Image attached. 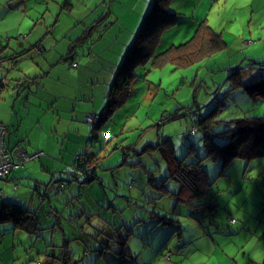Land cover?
Here are the masks:
<instances>
[{
    "label": "rangeland",
    "instance_id": "obj_1",
    "mask_svg": "<svg viewBox=\"0 0 264 264\" xmlns=\"http://www.w3.org/2000/svg\"><path fill=\"white\" fill-rule=\"evenodd\" d=\"M36 1L29 0L28 12ZM57 1L60 2L38 1L37 13L32 12L26 17L28 22H22V31L14 27V21L1 16L0 42L4 44L11 40V45L27 43L34 33L53 26L57 30L67 22L62 16L61 21L54 23L64 0ZM100 1L103 0H86L89 22L98 17V6L107 10L111 4V0ZM150 1L152 3V0H115L113 9L121 13V24L130 30L141 23ZM163 7L176 12L177 18L157 29L158 23L150 21L143 30V42L140 47L136 43V55L131 59L135 75L128 88V98L99 129H94V124L87 120L82 121L86 126V151H97L102 147L101 153L106 155L102 159L103 165L118 164L113 168L98 167L99 176L91 182L82 185L74 181L69 183L67 180H71L72 175L64 170L78 151L73 136L67 139L62 155L54 159L57 166L51 162V168L46 169L36 156L25 162L24 175L18 179V186L16 181L0 179V194L12 195L23 205H29L37 220V225L28 229L16 226L14 216L0 221V264H63L66 254L71 259L65 264H113L104 262L98 250L101 239L97 237L105 228L108 235L112 234L111 229L108 230L109 224L98 212L109 220H117L109 214L112 209L109 203L119 204L116 212L120 221L116 224L124 223L123 232L127 228L131 230L125 245L129 254L122 256L130 257L131 264L263 263L264 155L251 159L234 157L221 173V157L204 156L203 130L199 128L192 133L191 125L216 106L213 114L216 120L212 125L216 132L223 130L224 120L231 117L244 113L264 116V96H250L241 85L230 88L234 80L230 78L232 73L246 82L264 76V0H169ZM110 17L104 18L103 26H109ZM200 20L221 35L225 45L187 65L164 59L161 63L152 62L158 52L188 40ZM116 28L113 26L98 40V34L93 36L92 32L90 39L82 45L86 57L91 58L92 68L99 71L95 89L104 85L102 76H106L108 82L112 80L111 72L102 66L103 57L108 55L113 57L112 60L118 59L119 53L125 50L124 43L129 41L130 44L138 32L126 39L124 29L121 32ZM26 33L28 37H21ZM152 33L157 35L151 37ZM120 47L122 50L118 52ZM186 50L185 46L181 48V51ZM4 54L6 52L0 50V56ZM84 54H79L78 58L84 60ZM120 57L123 62L125 52ZM4 97L8 98L6 93L0 95V100ZM104 101L105 97L99 107ZM19 102H16L17 109L20 108ZM9 107L12 108L11 104ZM165 137L171 139L178 157L193 146L186 161L202 159L201 164L207 172L205 192L192 197L189 203L176 201L172 194L160 195L163 190L154 186L163 183L173 192H177L180 186L177 179L167 177L168 171L158 148L136 153L128 147L135 143V150L139 151L145 144ZM214 138L221 143L225 136L214 133ZM45 140L36 136L33 139L34 143L44 144ZM116 145L118 147L112 150ZM123 148L127 154H123ZM33 151L29 150V153ZM44 152L46 156L51 154ZM123 159L126 161L122 162ZM56 167L61 171L51 174ZM125 174L132 179L131 200L114 196L116 189L123 190L125 178L122 180V177ZM59 177L64 183L62 193L51 187L52 181ZM34 189L45 195L40 199L33 195L29 201L28 196ZM78 189L82 190L81 194L78 198L73 197L71 191L75 194ZM159 215L171 219L156 224ZM138 218L145 223L139 224Z\"/></svg>",
    "mask_w": 264,
    "mask_h": 264
},
{
    "label": "crops",
    "instance_id": "obj_2",
    "mask_svg": "<svg viewBox=\"0 0 264 264\" xmlns=\"http://www.w3.org/2000/svg\"><path fill=\"white\" fill-rule=\"evenodd\" d=\"M38 1L40 0H37L32 5L31 12H28L29 0H0L2 7L0 8L2 11L0 17L3 16L9 21H14V27L21 30V28L23 29L22 22H28L26 17L30 16L32 12L37 13ZM44 1L48 3L51 1L60 2L57 0ZM104 2L106 3V0L99 3ZM110 3L107 10L103 6H98L96 10L99 11L98 17L89 22V12L85 10L86 4L89 3H86V0H77L76 3L74 0H64L56 14L54 23L61 21L62 16L66 18L67 22L57 30L53 26L42 30L41 33H34L27 43L17 42L16 45H11V40L4 44L0 42V46L2 45L0 50L6 52L5 56H0V80H2L0 95L6 93L8 97L0 100V123L8 127L6 142L9 145H14L19 140L22 141L28 152L32 149L33 152H40L38 158L41 159L46 169L51 168V162L53 164L62 155L61 150L66 146L67 139L73 136L77 142L75 147L78 148L73 157L82 150L86 151V126L82 121H86L87 114L97 113L104 108L106 94L114 78L115 70L121 62L119 58H122L121 54H124L129 46V41H126L123 53L120 47L118 52L121 53L118 54V59L116 57L112 60L113 57L108 55L103 57L102 66L106 67L109 73L111 72L112 80L108 82L106 81L108 78L102 76L104 85L95 89V84H98L99 81V71L92 68L91 58H87L84 54L85 48L82 47L84 41L90 39L92 32L93 36L95 33L98 34L96 40L103 38L113 26H117L116 30L119 29L121 32L124 29L127 33L126 39L131 37L139 30L151 5L150 1L145 8L141 23H137L135 28L129 30L121 24V13L115 12L116 10L113 9L115 0H111ZM107 17H110L111 20L109 26L105 27L101 22ZM98 19L102 21L97 23ZM93 23L96 24L92 25ZM130 27L133 26L130 25ZM118 35H115V39H118ZM21 37H28V33ZM21 37L19 36V38ZM48 37L52 38L48 40L46 39ZM121 43L123 46V41ZM80 46L81 48H79ZM20 52L23 53L19 54ZM79 54H84L85 59L78 58ZM88 55L90 56V54ZM78 60L84 63L80 64ZM5 62H7L6 66H3ZM71 62L77 63L75 69L70 67ZM103 97H105V101L99 107ZM17 101H20L19 109L16 108ZM10 104L12 108L9 107ZM35 136L38 139H46L45 144L34 143ZM44 151H49L51 154L46 156ZM54 164L57 166V163ZM24 165L13 168L5 180L16 181L15 185L18 186V179L24 175L22 170ZM57 171H61L59 167L51 170V174L55 175ZM33 192L28 196L29 201L33 195L38 198L40 194L35 189ZM5 197L9 201L22 204L20 199L12 195ZM103 256H106L114 264L115 258L111 254L105 253Z\"/></svg>",
    "mask_w": 264,
    "mask_h": 264
},
{
    "label": "trees",
    "instance_id": "obj_3",
    "mask_svg": "<svg viewBox=\"0 0 264 264\" xmlns=\"http://www.w3.org/2000/svg\"><path fill=\"white\" fill-rule=\"evenodd\" d=\"M168 2L169 0H152V5L148 12L145 14L142 24L132 41L133 43L131 42L127 47V50L125 51L124 61H121L122 63L120 62L118 69L115 70L114 78L106 94V102L104 108L97 112L98 119L95 123H93L94 129H99V126L105 121V119L110 117L112 112L118 106L122 105L126 98H128V88L131 81L133 80V76L135 75L133 72L134 63L131 62V59L136 55V52H134V50L136 49V43L140 47L141 43L143 42L141 38L144 35L143 30L145 29L147 24L150 21H155L158 23L155 28L157 29L162 24H169L176 20V12L169 11L168 8L163 7L167 6ZM101 21L102 20L98 19L96 22L100 23ZM154 34L157 35V33H152L151 37ZM223 45H225V42L223 41L221 35L216 33L210 25L205 23V21L200 20L197 23L194 34L188 40L180 43L179 45L169 46L163 51L158 52L156 55H154V60L152 59V62L161 63V61H163L164 59L174 62L178 65H187L203 57L204 55L211 53L213 50L221 48ZM184 46L187 47V50L181 51V48ZM22 53L23 52H20L19 54ZM230 78H234L230 88H234L235 85H241L250 96H264V76L247 82L243 81L234 73L230 75ZM1 85L2 83H0V86ZM216 109L217 106L204 116H200L195 121V123H192V125L196 127V130L193 133H195L199 128H202L203 130L202 138L206 150L204 156H212L214 158L218 156L221 157V173L225 165H227L228 162L234 157L251 159L264 155L263 115H252L249 113H244L241 116L231 117L224 120L225 128L219 132H216L212 127L213 123L216 120L213 117ZM214 133H220L221 135H224V141H222L221 143L217 142L214 138ZM117 147L118 145L112 147L111 149L113 150ZM128 147L136 153L148 152L153 148L159 149L161 157L163 158L168 171L167 177L175 178L180 183L179 190L177 192L171 191L163 183L154 185L163 190L160 195L172 194L175 195L176 201L189 203L192 197H199L205 192L204 184L205 182H207V172L201 164L202 159H197L196 161H186V155H188L187 153L190 150L193 151V146H190L189 151H187L186 154L182 157H178L176 155L173 143L169 137L160 138L155 143H147L139 151L135 150V143L129 145ZM101 148L97 151H84L75 154L71 164H69L66 170H64L65 172L71 173L72 175L71 180H67L69 183L74 181L78 183V185H82L84 183L91 182L93 179L99 176L97 174L98 167L113 168L118 164L116 163L103 165L102 159L106 155H102ZM122 151L124 152L123 154H127V151L124 148L122 149ZM125 161V159L122 160V162ZM138 163L141 162L138 161ZM24 164L25 163L21 165ZM123 178H125V184L122 181L123 190L121 189V191H119L118 189H116L114 196L124 198L127 197L128 200H131L130 189L132 185L130 186V183L132 179L129 177V174L123 175L122 180ZM148 180L152 184L154 183L152 178H148ZM134 181H136V179ZM52 182L53 183H51V187H54L57 193H62L64 185V183L62 182V178L59 177L57 180H54ZM77 191L78 192L75 194L71 191L73 197L78 198L82 192V190L79 189ZM44 195L45 194L40 193L38 195V198H43ZM3 196V194H0V221L3 222L7 220L9 216H14L16 226L25 227L28 229L37 225L35 211L29 209V206L27 205L25 206L20 204L19 202L9 201ZM108 205L112 207L109 214L111 215V217H116L117 220H109L99 212H90V214L97 213L103 221H106V224H109L108 230L110 231L111 229L112 231L111 235H108V231L106 230V228L102 229V231H99L97 237L101 239V247H99L98 250L102 254V258L105 263L107 261H110L108 258H106V256H103L105 253H107L108 255L111 254L113 258H115L114 264H131L130 261L132 260L130 257H122L123 255L128 256L129 254V250L125 247V245L127 238L131 233V230L127 228L124 229L123 232L124 223L122 222L121 224H116V221H120L117 217L116 212L119 204L112 205L109 203ZM174 211L175 209H173V212ZM54 214L57 215V212L55 211ZM153 215L155 214H151V216ZM168 219L171 218H169L168 216L166 217L164 215H159L155 223H166ZM137 221L139 222V224L145 223L142 218H138ZM69 259L71 258L66 254V261H64L67 263ZM65 262H63V264H65ZM132 264L136 263L133 262ZM262 264H264V261Z\"/></svg>",
    "mask_w": 264,
    "mask_h": 264
},
{
    "label": "built area",
    "instance_id": "obj_4",
    "mask_svg": "<svg viewBox=\"0 0 264 264\" xmlns=\"http://www.w3.org/2000/svg\"><path fill=\"white\" fill-rule=\"evenodd\" d=\"M71 64L76 65L75 62H71ZM85 119L90 123H95L98 115L96 112L87 114ZM195 130L196 127L191 125V132L193 133ZM7 133L8 127L0 123V179L7 178L13 168L41 154L40 152L29 153L22 141H18L14 145L7 144Z\"/></svg>",
    "mask_w": 264,
    "mask_h": 264
},
{
    "label": "water",
    "instance_id": "obj_5",
    "mask_svg": "<svg viewBox=\"0 0 264 264\" xmlns=\"http://www.w3.org/2000/svg\"><path fill=\"white\" fill-rule=\"evenodd\" d=\"M0 83H2V80H0Z\"/></svg>",
    "mask_w": 264,
    "mask_h": 264
}]
</instances>
